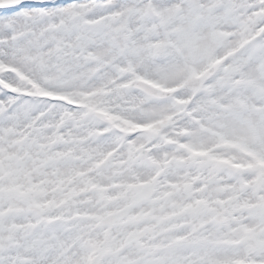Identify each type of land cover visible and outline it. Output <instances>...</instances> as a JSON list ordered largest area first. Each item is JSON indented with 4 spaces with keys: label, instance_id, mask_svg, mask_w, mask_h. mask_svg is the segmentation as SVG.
I'll use <instances>...</instances> for the list:
<instances>
[{
    "label": "snow or ice",
    "instance_id": "obj_1",
    "mask_svg": "<svg viewBox=\"0 0 264 264\" xmlns=\"http://www.w3.org/2000/svg\"><path fill=\"white\" fill-rule=\"evenodd\" d=\"M0 264H264V0H0Z\"/></svg>",
    "mask_w": 264,
    "mask_h": 264
}]
</instances>
